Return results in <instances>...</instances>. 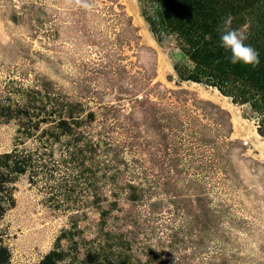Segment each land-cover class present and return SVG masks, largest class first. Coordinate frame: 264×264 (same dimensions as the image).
Masks as SVG:
<instances>
[{"label": "rangeland", "instance_id": "obj_1", "mask_svg": "<svg viewBox=\"0 0 264 264\" xmlns=\"http://www.w3.org/2000/svg\"><path fill=\"white\" fill-rule=\"evenodd\" d=\"M146 10L141 0H0V264H264V102L182 80L177 69L192 64ZM251 13L246 25L260 16ZM70 107L74 132L110 144L107 160L139 176L141 206L126 188L114 210L126 221L140 213L132 235L95 202L104 151L86 153L87 193L84 179L70 192L77 171L62 139L41 137L59 131L50 110ZM15 148L44 167L19 172L4 157Z\"/></svg>", "mask_w": 264, "mask_h": 264}, {"label": "trees", "instance_id": "obj_2", "mask_svg": "<svg viewBox=\"0 0 264 264\" xmlns=\"http://www.w3.org/2000/svg\"><path fill=\"white\" fill-rule=\"evenodd\" d=\"M141 2L147 9L145 13L147 20L159 39L165 33L175 35L174 42L176 46L184 52L192 64L191 67L184 65L177 69L182 80L213 83L224 94L231 96L235 102L241 98L247 102L246 98L248 99V96L252 100L253 96L257 97V95H259V100H253L254 104L252 105L255 107L257 103L264 102V0H141ZM254 9H259L260 16L256 19V23L250 25L248 22L246 25L245 19L252 14L251 12ZM227 16L233 18V28L245 32L247 36L245 43L252 46L259 53L260 63L258 66H245L239 63L233 65L230 62V51L220 46V33L217 31V27ZM244 96H246L245 99ZM29 106L27 105V108L25 106L28 110L26 114H29L30 110L31 112H47L44 107L30 108ZM75 110L74 107L66 110L51 109L48 116L54 119L51 122L55 125L54 128L59 131L56 132V135L45 132L41 137L49 135V140H54L56 143L62 139L63 151L67 157H70V160H65V162L67 164L71 163L70 170H73V173L77 171L68 182V184L73 183L72 187L66 184L70 192H73L80 185V179H84L86 185L81 190L86 189L82 191L87 193L89 185L86 180L88 178L83 176L84 171L82 170V168L87 170L86 163L89 158H87L86 153L104 151V154L97 153L99 154L97 170L100 175L96 180L94 199L96 204L99 202L98 208L103 210L102 219L108 220L110 218L109 220L114 221L117 219L122 223V229L132 235V233H135L133 229L141 225L140 213L134 210L127 212L126 221L121 218V215H115L114 210L118 212L119 201L123 198H121V191L126 188L124 199L132 207L141 206L140 202L144 199L146 191L142 189L141 183L135 185V178L139 176L131 174L129 177H124L121 169L116 165V159L107 160L108 154L114 151L110 144L104 142L103 144L107 146L103 148L100 144L102 140L99 139L93 146L83 132H74V126L81 127L80 116H74ZM82 140L86 141V145L77 146ZM45 146L47 147V144ZM41 155L53 158L54 150L49 153L44 152ZM114 155L115 153H113ZM4 157L11 159L14 167L19 172L43 166L38 160L40 157L38 153H29L18 148H15ZM76 161L78 162L75 164ZM57 163L54 161L49 169L52 171L57 170ZM5 167H9V164H6ZM107 172L111 175L107 176ZM107 192H110V194H107ZM105 206H110V209L105 210ZM145 220L143 221L145 222ZM149 222H151L150 219ZM157 229L158 227L153 224L143 228L141 233L145 232V234H151L152 236ZM166 229L172 231L171 227ZM170 235L167 234V237ZM139 243L135 237H130L125 244L134 254L136 251H140ZM111 264H115V262Z\"/></svg>", "mask_w": 264, "mask_h": 264}, {"label": "clouds", "instance_id": "obj_3", "mask_svg": "<svg viewBox=\"0 0 264 264\" xmlns=\"http://www.w3.org/2000/svg\"><path fill=\"white\" fill-rule=\"evenodd\" d=\"M233 18L227 16L217 27L220 33V46L230 51V62L233 65L258 66L260 63L259 53L249 44H246L247 36L241 29L232 27Z\"/></svg>", "mask_w": 264, "mask_h": 264}]
</instances>
